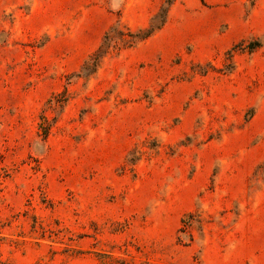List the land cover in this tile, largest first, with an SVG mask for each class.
<instances>
[{"label": "rangeland", "instance_id": "374dc122", "mask_svg": "<svg viewBox=\"0 0 264 264\" xmlns=\"http://www.w3.org/2000/svg\"><path fill=\"white\" fill-rule=\"evenodd\" d=\"M0 264H264V0H0Z\"/></svg>", "mask_w": 264, "mask_h": 264}, {"label": "trees", "instance_id": "16d2710c", "mask_svg": "<svg viewBox=\"0 0 264 264\" xmlns=\"http://www.w3.org/2000/svg\"><path fill=\"white\" fill-rule=\"evenodd\" d=\"M161 24H159V26H157V27H155V28H151V29H149V30H147V31H145V32H141L139 35H136V36H132L133 38H135V37H137V41L139 42V41H144V40H146V39H148L152 34H153V32L155 31V30H157V29H159L161 26H162V24L164 23V16H162V18H161V22H160ZM94 61H93V66H97L98 65V61H99V57L98 56H95L94 57V59H93Z\"/></svg>", "mask_w": 264, "mask_h": 264}]
</instances>
